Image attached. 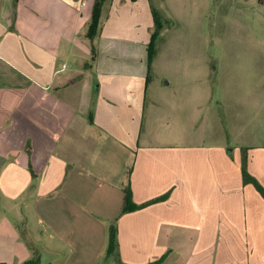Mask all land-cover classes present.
I'll return each instance as SVG.
<instances>
[{
	"label": "crops",
	"instance_id": "0c3cea01",
	"mask_svg": "<svg viewBox=\"0 0 264 264\" xmlns=\"http://www.w3.org/2000/svg\"><path fill=\"white\" fill-rule=\"evenodd\" d=\"M92 4L0 0V262L37 253L29 230L41 264H99L115 222L118 264H264V196L188 136L203 87L147 104L151 0H107L89 39ZM127 178L136 204L168 195L120 213Z\"/></svg>",
	"mask_w": 264,
	"mask_h": 264
},
{
	"label": "rangeland",
	"instance_id": "374dc122",
	"mask_svg": "<svg viewBox=\"0 0 264 264\" xmlns=\"http://www.w3.org/2000/svg\"><path fill=\"white\" fill-rule=\"evenodd\" d=\"M151 3L162 28L148 73L149 82H156L158 89L148 85L147 104L160 102L163 108L166 91L180 86L191 97L195 84L202 86L201 111L197 121L187 122L188 136L202 138L229 162L242 165L245 148L264 150V0ZM103 5L99 25L107 6ZM167 79L169 85L164 84ZM23 235L42 261L50 259L36 234L25 230ZM23 253L19 250L10 263L20 264ZM99 264L118 263L115 257L102 256Z\"/></svg>",
	"mask_w": 264,
	"mask_h": 264
},
{
	"label": "trees",
	"instance_id": "16d2710c",
	"mask_svg": "<svg viewBox=\"0 0 264 264\" xmlns=\"http://www.w3.org/2000/svg\"><path fill=\"white\" fill-rule=\"evenodd\" d=\"M105 1H107V0H93L91 13H90V21L88 23L86 33H85L86 37H88L89 39H92L97 33V30L99 27V18H100V13H101V7ZM151 10H152V14H153L154 26H153V31L151 32L150 40L147 44V72H149L151 60H152L154 50H155V43H156L157 37L159 36V33L161 31V28H162V23H161L160 19L158 18L155 9L152 6H151ZM241 176H242L243 182L252 183L255 186V188L264 196V188L246 170V155L245 154L243 155V159H242ZM122 191H123V200H122L120 213H124V212L130 211L133 209H137V208H141V207L147 205L148 203H152V202H155L157 200L164 199L168 195V193H165V194H163L157 198H154L152 200H149L145 203L136 204L131 199V190H130L128 178L122 187ZM107 234H108V238H107L106 246L103 250V256L106 258L115 257L116 259H118L117 224L115 222L111 223L108 226ZM0 264H6V263L0 262ZM20 264H41L40 257L38 254L34 253V255L31 258L24 260Z\"/></svg>",
	"mask_w": 264,
	"mask_h": 264
}]
</instances>
